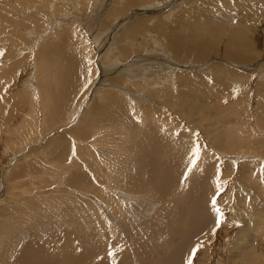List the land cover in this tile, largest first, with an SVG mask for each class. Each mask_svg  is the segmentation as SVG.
Listing matches in <instances>:
<instances>
[{
  "label": "rangeland",
  "instance_id": "rangeland-1",
  "mask_svg": "<svg viewBox=\"0 0 264 264\" xmlns=\"http://www.w3.org/2000/svg\"><path fill=\"white\" fill-rule=\"evenodd\" d=\"M53 1L48 3L46 10L44 9L42 13L43 19L46 17L45 22L54 18L57 20L54 21V25L61 26L68 21L69 17L75 18L81 27L80 33H75L71 28L59 30L57 39L59 38L60 41L52 39V42L55 40L53 43L51 41L47 43L52 49L45 50V55L51 56L47 60L49 66L48 63L44 65L45 59L35 61L33 58L29 62L28 72L31 73L21 69L16 77L17 82L11 78L0 82L2 84L0 100L6 99L7 103L14 101L13 99L19 100L18 96H14L19 89L22 94L26 91L27 99H29H25L26 103L19 105V112L11 117L12 121L17 123L14 126L10 125V129H15L17 125L16 130H19V126L25 120L24 116L31 111L32 104H35L33 109L36 110L31 123L34 127L32 126L33 129L30 128L32 131L29 132L30 135L35 130L32 133L33 136L26 135L24 129L22 132L19 130L20 139L12 143V139H9L7 135L11 134L9 126L5 125L7 128L3 127L0 131V226L3 228L0 229V264H20L21 260L33 256V252L39 248L42 254H45L43 257L53 260L57 258L61 261H68L75 257L76 260L86 251L88 253L86 260H104L107 257L109 262L118 263V257L122 259L128 256V262L126 261L125 264H188L190 257L192 264H264L263 233L261 232V236L260 232L251 230L245 234L246 228L249 229L248 220L254 217L263 219L264 222V148L262 150L257 147L262 143L261 140L264 141V0H220L221 2L219 0H192L193 2L191 0H148L152 3L141 7L136 4L138 7L134 5L128 12L115 7L117 0H90V4L85 9L86 14L78 13L73 3H63L64 0L59 2L60 11H55ZM31 3L32 6L25 7L26 9L30 7L29 12H32L33 5L37 2ZM18 5L22 10L24 5L22 1ZM187 10L202 11L199 13L202 21L203 15L204 21H208L207 26L215 27L214 31L218 30L217 33L221 38L219 44L202 37L197 40L193 33L186 31L180 22ZM148 11L151 15L136 16L139 12ZM75 12L79 15L76 14L74 17ZM20 13L23 15L22 11ZM128 13L132 14L131 16L134 15L131 20L136 18L134 20L139 21L138 18H145L140 20L146 21L144 27L139 26L143 30L133 36V41H140V34L142 37L148 35L147 27L155 25L153 30L156 36L153 39H158L160 42H156L160 46L163 43L165 50L168 49L169 52L165 54L162 50L158 51L161 47H155L152 44L153 40L147 37L151 43L145 40L144 46L139 48L127 46L130 43L126 45L129 52L133 53L132 55L129 53V57L118 58L113 54L108 56L109 51H105L101 57V49L104 46L106 48L111 46L105 42V37H113L112 29L116 28L117 31L121 29L123 20L130 17ZM33 15L40 14L33 10ZM17 16L19 18V15ZM2 17L0 14L1 24H4V27L6 25L7 29L13 32L9 27L16 23L15 18L3 20ZM178 19L180 20L177 21ZM161 22L164 23L162 28ZM217 23L222 26L218 27ZM26 25L29 27L26 22L21 21L23 34L27 28ZM108 25L110 29L107 32ZM170 26L172 28L175 26V29H170ZM167 28L171 30L169 34L166 31L162 33ZM100 29L101 31L105 29L104 36H99ZM82 33L87 34L86 37ZM41 35L37 37L38 39L28 35L25 38L28 37L27 41L32 40L37 44L47 37L46 33ZM125 35L128 37L127 34ZM222 36H224L223 39ZM242 36H245L244 41L251 48L248 45H242ZM174 38L180 40L184 38V42L192 43L186 42L183 45L182 48L185 51L176 50L174 46H171ZM195 38L200 43L196 42ZM238 40L239 43H237ZM254 40H257L258 44L256 49L252 42ZM230 41L236 42L235 49ZM82 42L89 44L85 46ZM202 44L207 49L206 53L202 51V49L206 50ZM87 46L92 47L95 54L93 56L96 57L89 52L87 56ZM63 47L66 53L62 51ZM187 47L190 49L188 52ZM246 47L248 53H246ZM132 49L135 51H131ZM139 50L141 53H138ZM174 53L178 54L175 56ZM201 53L207 55L204 56ZM160 55H162L161 58ZM86 56L90 59L92 57L91 61L95 62L92 64ZM138 56L141 58L140 61L137 59ZM199 56L204 57L200 59ZM55 61L59 63L57 65L62 71L56 66ZM144 63L148 66L151 64L150 77L141 68L145 65ZM87 66H92L90 68L93 69L89 68L88 72ZM152 67H156L159 71L155 69V72ZM131 68L135 69L134 75H137V79L124 75V72L128 70V73ZM167 69L172 72L171 78H169L170 71ZM187 72L188 74H185ZM48 73L54 75V79ZM55 73L60 74L61 77L58 78L59 75L55 77ZM174 73L175 76L180 75V78L174 77ZM31 74L35 87L32 86L30 92L21 88L20 85L23 78H28L32 76ZM49 75L52 78H49ZM225 75L231 77L228 78ZM244 78L246 82L243 81ZM143 80L146 83V89ZM58 81H62L61 84ZM160 86L162 88H159ZM164 86L167 88L165 91ZM109 91L117 93L121 102L125 104L116 102L114 98L107 100L105 96ZM147 91L148 94L145 95ZM161 92H163L162 95ZM102 95L107 101L101 99ZM29 96H33V99ZM51 96L54 99L51 105L53 107L50 106L49 97ZM47 100L49 104L46 103ZM110 101L111 103H108ZM181 101L188 103L187 106L183 108ZM126 102H129L127 106ZM104 103L110 106L111 112L125 109L124 111L128 113L125 112V116L122 114V117V111L117 110L121 112L119 115L121 121H116L113 114L107 112L108 109H103ZM132 107L133 111H131ZM101 111H106V115L109 114L110 117L108 115L107 118H103L105 114ZM86 113L90 115V118H86L88 117ZM135 113L142 114V117H138L139 114L136 116ZM156 114H159V117ZM108 117L120 126L119 128L117 126L118 131L113 130L116 127L111 124ZM82 118L88 121L91 118L101 120L98 123L94 121L95 125L92 129L88 125L93 121L88 122L85 127ZM147 118L153 121H148ZM126 128L133 129L127 133ZM137 133L141 134L145 140L142 142L148 148H146L147 151L142 142L135 140L134 135ZM128 135L131 137L128 138ZM151 140H153L152 143ZM257 153L263 159H258ZM64 167H70V169L65 171V174L63 172V175L61 173ZM160 168L164 171L162 172ZM167 175L172 182L168 185L165 183L169 180ZM86 183L90 184V187L93 186L90 188ZM117 194L129 196L130 203L121 201ZM29 203L35 204L37 208L28 207ZM79 208L82 209L80 214H86L84 218L87 216V223L90 226L86 224V220L78 217L80 214L75 211ZM235 209L238 212L242 211V216L247 218V221L241 215L238 219ZM38 211L42 213L39 214ZM107 213L113 216V223L108 216L106 218L104 215ZM11 222L15 226L14 230L9 228L12 225L9 226L8 223ZM4 226L8 228V235ZM102 226L104 228L106 226L105 230ZM197 245L202 247L197 249ZM107 247L108 250H106ZM103 250L107 252L104 253Z\"/></svg>",
  "mask_w": 264,
  "mask_h": 264
},
{
  "label": "bare ground",
  "instance_id": "bare-ground-1",
  "mask_svg": "<svg viewBox=\"0 0 264 264\" xmlns=\"http://www.w3.org/2000/svg\"><path fill=\"white\" fill-rule=\"evenodd\" d=\"M20 1H22V3L24 4L23 5V8H22V10L21 9H19L20 7H19V5L18 4H20ZM51 0H0V14L3 16L2 17V19L3 20H9V19H13V18H15V20L16 21H14V22H16L15 24H13V25H11V27H9V28H11L12 30H13V32L12 31H9L8 29H7V27H6V25H5V27L1 24V22H0V82L2 81V80H5L6 78H11V80H15L16 82L18 81L17 80V75L21 72V69H26L25 71H27L28 72V70H29V62L31 61V59H33V58H35V61H43L44 59L46 60H44L43 62H44V65H45V63H48L47 62V60L49 59V57H51V56H48V55H45V50H47V48L49 49L50 48V44H47L48 42H50L52 39H56V40H58V41H60L59 40V38L57 39V36H58V34L60 33V32H58L59 30H62V29H65V28H71V30H74V32L75 33H80V30H81V27L77 24L78 22L75 20V18H71L70 19V17H69V19H68V21H66L64 24H62L61 26L59 25V26H57V25H54V21L56 20V19H54V18H52L51 20H48L47 22H45L46 21V17L43 19V16H42V13H43V11H44V9L45 8H47V5H48V3L50 2ZM65 2H63V3H73V5L75 6V8H77L78 10H77V12L78 13H80V12H82V13H84V14H86L85 12H87V11H85V9H87L86 7H88V4H90V0H64ZM98 1V0H97ZM106 1V0H105ZM118 1V3L116 4V6L115 7H117V8H119V9H123L125 12H128L129 10H131V8L132 7H134V5H139V7H141V6H143V5H146V4H148V3H152V2H150V1H148V0H117ZM181 1V0H180ZM192 1V0H191ZM217 1V0H216ZM220 1V0H219ZM31 2H33V3H35V2H37V3H35V5H33V10H35L36 12H39V16L37 15H33V10H32V12L30 13L29 12V8H25V7H28L29 5L30 6H32V3ZM53 2H55V4L53 5V9L55 10V11H60V5H59V2H61V0H54ZM99 2H101V1H99ZM193 2V1H192ZM221 2V1H220ZM232 2V1H231ZM248 2V1H247ZM67 3V4H68ZM102 3H104V2H102ZM205 3V2H204ZM209 3V2H208ZM106 4V3H105ZM197 4V3H196ZM195 4V5H196ZM245 4V3H244ZM251 4V3H250ZM136 5V6H137ZM255 5V4H254ZM35 6H36V8H35ZM49 6L50 7H52L50 4H49ZM111 6H113V5H110V7ZM136 6H135V8H136ZM177 6V5H176ZM67 7V6H66ZM71 7V6H70ZM102 7V6H101ZM122 7V8H121ZM138 7V6H137ZM145 7V6H144ZM199 7V6H198ZM208 7V6H207ZM68 8V7H67ZM113 8H114V6H113ZM177 8H178V6H177ZM195 8H197V7H195ZM201 8V7H200ZM222 8V7H221ZM245 8V7H244ZM251 8H253V7H251ZM258 8V7H257ZM104 9V8H103ZM111 9V8H110ZM119 9H115V10H119ZM143 9H145V8H143ZM179 9V8H178ZM46 10V9H45ZM48 10H49V8H48ZM68 10H70V9H68ZM109 10V9H108ZM136 10H137V8H136ZM171 10V9H170ZM254 10V9H253ZM22 11V14L23 15H20L21 12ZM103 11H105V10H103ZM107 11V10H106ZM113 11V10H112ZM173 11V10H172ZM175 11V10H174ZM199 11V12H198ZM115 12V11H114ZM138 12V11H137ZM150 12H151V10H150ZM200 12H202V11H200V10H187L186 12H185V16L183 17V20L180 22L181 23V25L186 29V31H188V32H191V33H193L196 37H197V40L199 39V38H205V39H208V40H213V42L216 44H219L220 42H219V40L221 41V38H220V35L217 33V31L218 30H216L215 29V31H214V28H212L211 26L209 27V26H207V23L206 22H208V21H204L205 20V17L202 15V17L204 18V22L202 21V19L200 18L201 16L199 15V13ZM45 13V12H44ZM65 13V12H64ZM111 13H113V12H111ZM120 13V12H119ZM130 13H131V11H130ZM133 13V12H132ZM163 13H166V12H163ZM76 12H75V14H74V17L76 16ZM116 14H117V12H116ZM129 14V13H128ZM133 14H135V13H133ZM17 15H19V18H18V16ZM55 15H56V13H55ZM64 15V14H63ZM62 15V16H63ZM77 15H79V14H77ZM130 15V17H128V19L127 20H123V22L124 23H122V27H121V29L119 30V31H117V29L115 28V29H112L113 31H111V35L112 34H114L113 35V37H105L106 39H105V42L108 44H111V46H107V48H106V46H104V48L103 49H101V52H100V54L102 53V56L101 57H103V53L105 52V51H109V54H108V56H110L111 54H113V55H117L116 57H121L122 56V58H126V57H129L128 56V54L130 53L129 52V50L126 48V45L127 44H129V45H127V46H133V47H140V46H142L144 43V41L145 40H147V37H149L150 39H152L153 40V42L154 43H152L153 45H155V47H158V46H160V45H158V42H156V41H159L158 39H156V38H154L153 39V37H155L156 35L154 34L155 32H154V26H148L147 27V29H148V35H145V36H143L142 37V34H140V41L138 40V41H136L135 42V40L133 41V36L134 35H136V34H138V33H141V30H143L142 28H139V26H142V27H144L145 25H146V21L145 20H140V19H145V18H138V20L139 21H135L134 19H136V18H134V19H132L131 20V17H134V15L133 16H131L132 14H129ZM146 15H151L150 13H149V11L148 12H144V13H138L136 16L138 17V16H146ZM209 15V14H208ZM263 15V14H262ZM17 16V17H16ZM36 16V17H35ZM68 16V15H67ZM70 16V15H69ZM83 16H85V15H83ZM82 16V17H83ZM121 16V15H120ZM168 16V15H167ZM170 16V15H169ZM65 17H66V14H65ZM123 17V16H122ZM155 17V16H154ZM162 17V16H161ZM166 17V16H165ZM179 17V16H178ZM207 17V16H206ZM212 17V16H211ZM18 18V19H17ZM56 18V17H55ZM68 18V17H67ZM117 18V20H118V17H116ZM116 18H114V19H116ZM121 18V17H120ZM125 18V17H124ZM163 18V17H162ZM43 19V20H42ZM61 19V18H60ZM60 19H58L59 21H60ZM182 19V18H181ZM207 19V18H206ZM219 19V18H218ZM2 20V21H3ZM121 20V19H120ZM165 20V19H164ZM163 20V21H164ZM180 19H178L177 21H179ZM208 20H209V18H208ZM21 21L22 22H26L28 25H29V27L27 26V28H25V33L23 34V32H22V28H21ZM57 21V20H56ZM4 22H6V21H4ZM118 22H120V21H118ZM158 22V21H157ZM171 22V21H170ZM7 23V22H6ZM9 23V22H8ZM117 23V22H116ZM134 23V24H133ZM166 23V22H165ZM219 23V22H218ZM217 23V25H218V27H221L222 25H220L219 26V24ZM162 24H164V23H162L161 22V28H162ZM178 24V23H177ZM228 24V23H227ZM260 24V23H259ZM258 24V25H259ZM78 25V26H77ZM113 25V24H112ZM87 26H89V25H87ZM168 26V25H167ZM173 26V25H172ZM215 26V25H214ZM97 27V26H96ZM137 27L139 28V29H137ZM175 27V26H174ZM172 28L171 26H170V29L172 28V29H175V28ZM246 27V26H245ZM107 32H108V30L110 29V26L108 25L107 27ZM160 28V29H161ZM165 28V27H164ZM163 28V29H164ZM176 28H178L179 29V27L178 26H176ZM10 29V30H11ZM24 29V28H23ZM90 29V28H89ZM137 29V30H136ZM168 30V28H167V30H164V31H162V33L163 32H167V34H169V32L171 31V30ZM27 30V31H26ZM41 30V31H40ZM105 30V29H104ZM104 30H102L101 31V29L99 30V36L101 37V36H104ZM136 30V31H135ZM162 30V29H161ZM68 31V30H67ZM66 31V32H67ZM84 31V30H83ZM117 31V34H115V32ZM161 32V31H160ZM165 32V33H166ZM44 33H46V35H47V37L44 39V40H42V41H40V43L39 42H37V44H35V43H33V41L32 40H29V41H27L28 40V37L27 38H25V36H30V37H35L36 39H38L37 37H39L41 34H44ZM63 33H65L64 31H63ZM106 33V32H105ZM180 33V32H179ZM191 33H188V34H191ZM220 33H221V30H220ZM231 33V32H230ZM237 33V32H236ZM235 33V34H236ZM69 34V33H68ZM125 34H127V36L128 37H125L126 35ZM174 34V36H175V33H173ZM192 34V35H193ZM202 34V35H201ZM247 34V33H246ZM82 35H84V33H82ZM87 35V34H86ZM86 35H84L85 37H86ZM97 35V34H96ZM109 35V34H108ZM181 35V34H180ZM258 35V34H257ZM42 36V35H41ZM60 36V35H59ZM63 36H65V34L63 35ZM169 36V35H168ZM191 36V35H190ZM195 36H193V37H195ZM246 36V35H245ZM245 36H242V42H243V46H246V45H248L247 43H245V41L244 40H246V38L244 39V37ZM82 37V36H81ZM189 37V36H188ZM230 37V36H229ZM231 37H233V36H231ZM236 37H237V35H236ZM235 37V38H236ZM88 38V37H87ZM93 38V37H92ZM92 38H90V39H92ZM97 38H99V37H97ZM185 38V40H186V37H184ZM184 38H182L181 40L180 39H177V38H174L173 39V45H171L172 47L174 46V48L177 50H184L185 51V49H183L182 47H183V45L187 42H184ZM220 38V39H219ZM224 38V36H222V39ZM172 39V38H171ZM231 39V38H230ZM238 39H240L239 37H238ZM100 40V39H99ZM169 40V39H168ZM207 40V41H208ZM39 41V40H38ZM55 41V40H54ZM53 41V42H54ZM66 41H68V40H66ZM72 41V40H71ZM81 41H82V39H81ZM84 41V40H83ZM90 41H92V40H90ZM96 41H97V39H96ZM148 41H150V40H147V42ZM170 42H171V40H169ZM192 41H194V39L192 40ZM195 41H196V38H195ZM195 41L193 42V43H195ZM240 41V42H241ZM257 40H254V41H252V42H254V45H255V49H256V47L258 46V44H257V42H256ZM52 42V41H51ZM52 42V43H53ZM88 42V41H87ZM85 43V42H82V43H84L83 45H87V44H89V43ZM92 42H94V41H92ZM100 42V41H99ZM160 42V41H159ZM196 42H199L200 43V41H196ZM204 42V41H203ZM212 42V41H211ZM39 43V44H38ZM70 43V42H69ZM72 43V42H71ZM75 43V42H74ZM97 43V42H96ZM95 43V44H96ZM150 43H151V41H150ZM188 43H192V42H187V44ZM230 43L231 44H233V48L235 49V45H236V42L234 43L233 41L231 42L230 41ZM237 43H239V40L237 41ZM56 44V43H55ZM102 44V43H101ZM163 44V43H162ZM161 44V49H159L158 51H160V50H162V51H164L165 52V54L166 53H168L169 51H168V49L167 50H165V48H164V44L162 45ZM221 44H223V43H221ZM227 44V43H226ZM235 44V45H234ZM253 44V43H252ZM256 44H257V46H256ZM52 45V44H51ZM76 45V44H75ZM78 45V44H77ZM82 45V44H81ZM106 45V44H105ZM151 45V44H150ZM167 45H169V43H167ZM203 45V44H202ZM202 45H201V48H203L204 47V45H203V47H202ZM253 45V46H254ZM53 46V45H52ZM55 46H57V45H55ZM54 46V47H55ZM144 46V45H143ZM166 46V45H165ZM187 46H189V45H187ZM249 46V45H248ZM59 47H61V46H59ZM94 47V46H93ZM97 47V46H96ZM171 47V48H172ZM194 47H195V45H194ZM199 47V46H198ZM238 47V46H237ZM62 48V47H61ZM64 48V47H63ZM84 48V47H83ZM146 48V47H145ZM205 48V47H204ZM225 48V47H224ZM242 48V47H241ZM249 48H251L250 46H249ZM258 48V47H257ZM261 48V47H260ZM260 48H259V50H260ZM50 49H52V47L50 48ZM49 49V50H50ZM85 49V48H84ZM86 49H88V51H87V53L89 52L90 53V55H95L94 54V50L92 49V47H89V46H87L86 47ZM174 49V50H175ZM189 49V47H187V52L190 50H188ZM192 49V48H191ZM196 50H197V47L195 48ZM206 49V48H205ZM212 49V48H211ZM213 49H214V47H213ZM212 49V50H213ZM264 49V48H263ZM65 50V48L64 49H62V51H64ZM199 50V49H198ZM201 50V49H200ZM199 50V51H200ZM215 50V49H214ZM246 51L248 50V48L246 47V49H245ZM251 50V49H250ZM55 51V50H54ZM53 51V52H54ZM58 51V50H57ZM61 51V49L59 48V52ZM69 51V50H68ZM95 51H97V50H95ZM131 51H135V49H132ZM199 51H198V54H199ZM202 51H204L205 53H206V51H207V49L206 50H204V49H202ZM231 51V50H230ZM255 51V50H254ZM257 51V50H256ZM264 51V50H263ZM48 53L49 52H51V51H47ZM65 52V51H64ZM140 52V50L138 51V53ZM174 52H176V51H174ZM194 52V51H193ZM233 52V51H232ZM242 52V51H241ZM244 52V51H243ZM242 52V53H243ZM249 51H247L246 53H248ZM58 53V52H57ZM66 53V52H65ZM65 53H64V55H65ZM89 53L87 54V56L89 55ZM141 53V52H140ZM157 53H159V52H157ZM163 53V52H162ZM196 53V52H195ZM205 53H201L202 55H204V56H206L205 55ZM54 54V53H53ZM56 54V53H55ZM131 54V53H130ZM133 54V53H132ZM131 54V55H132ZM161 54V53H160ZM164 54V53H163ZM178 54V53H177ZM176 54V55H177ZM186 54V53H185ZM188 54V53H187ZM186 54V55H187ZM192 54V53H191ZM210 54V53H209ZM228 54H230V53H228ZM35 55V56H34ZM69 55V54H68ZM84 56H85V54H83ZM153 55V54H152ZM174 55H175V53H174ZM175 55V56H176ZM185 55V56H186ZM200 55V54H199ZM86 56V59L88 58ZM161 56L162 55H160V58H161ZM179 56V55H178ZM189 56H190V54H189ZM198 56V55H197ZM203 56V57H204ZM56 57H58L57 55H56ZM93 57H96V56H93ZM113 57V56H112ZM133 57V56H132ZM155 57V56H154ZM180 57H182L181 56V54H180ZM179 57V59H181ZM200 57V56H199ZM203 57H200V59H202ZM238 57V56H237ZM240 57V56H239ZM84 58V57H83ZM105 58V57H104ZM134 58H135V56H134ZM58 59V58H57ZM57 59H55L56 61H57ZM63 59V58H62ZM89 60L88 61H91V59H92V57H91V59H90V57L88 58ZM95 59V58H94ZM138 60L139 59H141V58H139V56H138V58H137ZM136 59V60H137ZM144 59H146L145 57H144ZM171 59V58H170ZM52 60H53V58H52ZM83 60H85V59H83ZM82 60V61H83ZM105 60V59H104ZM123 60V59H122ZM34 61V60H33ZM55 61V63H56V66L58 67V65L57 64H59V63H57ZM58 61H59V59H58ZM62 61V60H61ZM60 61V62H61ZM65 61V60H64ZM118 61V60H117ZM140 61V60H139ZM139 61H137V62H139ZM148 61V60H147ZM160 61V60H159ZM42 62V63H43ZM95 61H91V63L93 64ZM124 62V61H123ZM142 62V61H141ZM141 62L139 63L140 65H141ZM24 63H26V64H24ZM53 63V62H52ZM52 63H50L51 65H50V67H52ZM66 63V62H65ZM87 63V62H86ZM89 63V62H88ZM87 63V64H88ZM91 63H89V64H91ZM102 63V62H101ZM103 63H105V62H103ZM107 63V62H106ZM134 63V62H133ZM149 63V62H148ZM40 64V63H39ZM39 64H37V66H39ZM62 64V63H61ZM60 64V65H61ZM80 64V63H79ZM145 64V63H144ZM147 64V63H146ZM142 65V69H143V71H144V73L146 72V74H147V76H151V72H149V70L151 69L150 68V66H151V64H149L150 66H148V65ZM41 65V64H40ZM103 65V64H102ZM112 65V64H111ZM48 66H49V63H48ZM55 66V65H54ZM53 66V67H54ZM65 66H66V64H65ZM93 66V65H92ZM92 66H87L88 68V72H89V68L90 67H92ZM97 66V65H96ZM96 66H94V67H96ZM105 66V65H104ZM112 66H114V65H112ZM117 66V65H116ZM157 66V65H156ZM159 66H160V63H159ZM159 66H158V68H159ZM164 66H166V65H164ZM32 67V69H33V65L31 66ZM35 67V69H37V67L36 66H34ZM44 67V66H43ZM56 67V68H57ZM121 67V66H120ZM131 67V66H130ZM207 67V66H206ZM217 67H219V68H221L220 66H217ZM40 68V67H39ZM48 68V67H47ZM55 68V67H54ZM59 68V67H58ZM62 68V67H61ZM97 68V67H96ZM106 68V67H105ZM109 68V67H108ZM117 68V67H116ZM153 68V67H152ZM50 69V68H49ZM70 69V68H69ZM91 69V68H90ZM93 69V68H92ZM91 69V70H92ZM142 69H141V71H142ZM154 70L156 69V67L155 68H153ZM164 69V68H163ZM170 69V68H169ZM169 69H167V70H169ZM223 69V68H222ZM224 69H227V68H224ZM43 70H48V69H43ZM59 70H60V68H59ZM98 70V69H97ZM109 70H110V68H109ZM111 70H112V68H111ZM157 71H159L158 69H156ZM156 70H155V72H156ZM230 70H232L231 68H230ZM260 70V69H259ZM60 71H62V69L60 70ZM59 71V72H60ZM128 71V70H127ZM127 71H125L124 72V75H127L128 77H130V78H136L137 79V75L135 76L134 75V71H135V69L134 68H131V70L127 73ZM141 71L139 72V73H141ZM151 71V70H150ZM153 71V70H152ZM163 71V70H162ZM170 71V70H169ZM169 71H167V73L169 72ZM216 71H218V70H216ZM226 71V70H225ZM234 71V70H233ZM232 71V72H233ZM261 71V70H260ZM30 72V71H29ZM28 72V73H29ZM50 72V71H49ZM52 72H54L53 70H52ZM63 72H64V70H63ZM98 72V71H97ZM220 72V71H219ZM262 72V71H261ZM31 73V72H30ZM34 73V72H33ZM56 73H57V71H56ZM56 73H55V77L57 76V75H59V77L58 78H60L61 76H60V74H57L56 75ZM66 73V72H65ZM95 73H96V71H95ZM94 73V74H95ZM121 73V72H120ZM119 73V74H120ZM129 73H131V74H129ZM160 73V72H159ZM176 73V72H175ZM175 73H174V77H179L180 75H178V76H175ZM181 73V72H180ZM223 73V72H222ZM228 73H229V70H228ZM252 73H254V72H252ZM36 74V73H35ZM48 74H51V73H48ZM54 74V73H53ZM88 74V73H87ZM137 74V73H136ZM149 74V75H148ZM155 74V73H154ZM185 74H188V72L187 73H185ZM223 74H226V73H223ZM230 74H231V72H230ZM26 75V74H25ZM32 75V74H31ZM52 75V74H51ZM49 75V78H52V76H53V78L52 79H54V75ZM64 75V74H63ZM141 75V74H140ZM162 75V74H161ZM165 74H163V76H164ZM167 75V74H166ZM170 77L169 78H171V76H172V72L170 71ZM168 75V76H169ZM177 75V74H176ZM191 75V74H190ZM219 75H221V73H219ZM237 75H239V76H241L240 74H237ZM251 75V74H250ZM36 76V75H35ZM156 76V75H155ZM187 76V75H186ZM224 76V75H223ZM226 76V75H225ZM64 77V76H63ZM121 77H122V75H121ZM139 77V76H138ZM144 77V76H143ZM157 77V76H156ZM173 77V78H174ZM184 77V76H183ZM219 77H222V76H219ZM226 77H228V76H226ZM229 77H231L230 75H229ZM228 77V78H229ZM232 77H234V76H232ZM252 77V76H251ZM154 78V77H153ZM166 78V77H165ZM180 78V77H179ZM240 78H242V77H240ZM20 79H22V78H20ZM116 79V78H115ZM178 79V78H177ZM184 79V78H183ZM237 79V78H236ZM7 80V79H6ZM33 75L32 76H29L28 78H23V80H22V82H21V88H23L24 90H28V91H30V89L32 88V86L34 85L33 84ZM59 80V79H58ZM60 80H62V79H60ZM59 80V81H60ZM66 80V79H65ZM124 80H125V77H124ZM159 80V79H158ZM188 80V79H187ZM186 80V81H187ZM238 80V79H237ZM241 80V79H240ZM243 80V79H242ZM246 79L244 78V80L243 81H245ZM250 80V79H249ZM248 80V81H249ZM58 81V82H59ZM129 81V80H128ZM136 81V80H135ZM139 81V80H138ZM148 81H150V80H148ZM152 81V80H151ZM155 81H157V80H155ZM172 81V80H171ZM174 81V80H173ZM189 81V83H190V80H188ZM187 81V82H188ZM229 81V80H228ZM230 81H231V79H230ZM3 82V81H2ZM5 82V81H4ZM62 82V81H61ZM61 82H59L60 84H61ZM146 82V81H145ZM154 82V81H153ZM152 82V83H153ZM175 82V81H174ZM246 82V81H245ZM8 83V82H7ZM136 83V82H135ZM142 83V82H141ZM143 83H144V80H143ZM143 83L141 84V85H143ZM158 83V82H157ZM161 83H163V82H161ZM168 83H170V82H168ZM180 83H181V81H180ZM241 83V82H240ZM127 84V83H126ZM145 85V89H146V83H144ZM184 84V83H183ZM248 84H250V82L248 83ZM247 84V85H248ZM2 84H0V87H2L1 86ZM16 85V84H15ZM19 85V84H18ZM150 85V84H149ZM160 85V84H159ZM184 85H186V84H184ZM57 86V85H56ZM126 86V85H125ZM157 86V85H156ZM163 86V85H162ZM169 86H171V85H169ZM240 86H242V84L240 85ZM35 86H33V88H34ZM165 87V86H164ZM163 87V88H164ZM245 87H246V85H245ZM18 88V87H17ZM20 88V87H19ZM159 88H162L161 86L159 87ZM172 88V87H171ZM148 89H150V88H148ZM167 88L165 87L164 88V91L166 90ZM41 90V89H40ZM56 90V89H55ZM106 90V89H105ZM140 90V89H139ZM54 91V90H53ZM122 91V90H121ZM145 91V90H144ZM171 91V90H170ZM169 91V92H170ZM31 92V91H30ZM33 92H34V90H33ZM136 92V91H135ZM167 92V91H166ZM184 92V91H183ZM35 93V92H34ZM107 93V92H106ZM105 93V94H106ZM140 93V92H139ZM148 94V91L147 92H145V95H147ZM153 93V92H152ZM162 93L163 92H161V95H162ZM171 93H174L173 91H171ZM177 93V92H176ZM28 94H30V93H28ZM36 94H37V91H36ZM42 94V93H41ZM160 94V93H159ZM183 94V93H182ZM206 94V93H205ZM32 95V94H31ZM97 95V94H96ZM120 95V94H119ZM164 95V94H163ZM176 95V94H175ZM15 97H17L18 96V99L19 100H15V99H13L14 101H12V102H9V103H7L5 100H0V131L2 130V128L4 127V128H7L5 125H7V126H9L8 127V129H10V125H12V126H14L16 123L15 122H13L12 121V118L11 117H13V116H15L18 112H19V110H20V106L19 105H23V104H25L26 102H24L25 101V99H27L28 98V95H27V92L26 91H23V94L20 92V89H19V92H17L16 93V95H14ZM13 96V97H14ZM37 96V95H36ZM126 96V95H125ZM152 96V95H151ZM154 96V95H153ZM152 96V97H153ZM166 96V95H165ZM181 96H183V95H181ZM30 97V96H29ZM52 97V96H51ZM51 97H49V99H50V106L51 105H53V101H54V99H53V97H52V99H51ZM129 97V96H128ZM149 97V96H148ZM176 97V96H175ZM179 97V96H178ZM31 99H33V96H31L30 97ZM37 98V97H36ZM55 98V97H54ZM85 99L87 98V93H86V95H85V97H84ZM105 98L108 100V99H112V98H114L115 100H116V102H121V100L119 99V97H118V94L117 93H111L110 91L106 94V96H105ZM104 97H103V95H102V97H101V99L103 100V101H105L106 99H105ZM171 98H173L172 96H171ZM179 98H181V97H179ZM179 98H177L178 100H180ZM184 98V97H183ZM226 98H228V97H226ZM46 99H47V95H46ZM48 99V100H49ZM136 99V98H135ZM149 99V98H148ZM147 99V100H148ZM230 99V98H229ZM235 99V98H234ZM27 100H29V99H27ZM26 100V101H27ZM48 100H47V102L46 103H48L49 104V102H48ZM106 100V101H107ZM124 100V99H123ZM130 100V99H129ZM128 100V101H129ZM146 100V101H147ZM182 100V99H181ZM224 99H222V101H223ZM246 100V99H245ZM10 101V100H9ZM85 101V100H84ZM125 101V100H124ZM130 101H132V100H130ZM142 101V100H141ZM153 101V100H152ZM157 101V100H156ZM184 101V100H183ZM221 101V102H222ZM228 101V100H227ZM24 102V103H23ZM28 102V101H27ZM83 102V101H82ZM112 102H114V101H112ZM182 102V101H181ZM230 102V101H229ZM37 103V102H36ZM108 103H111V101L110 102H108ZM122 104H125V103H123V102H121ZM121 103H119V104H121ZM129 103V102H128ZM127 102H126V106H127V104H128ZM131 103V102H130ZM141 103V102H140ZM143 103V102H142ZM141 103V104H142ZM153 103V102H152ZM155 103V102H154ZM4 104H6V106L4 105ZM113 104V103H112ZM137 104V103H136ZM147 104V103H146ZM186 104H188V103H181V105H182V107L184 108L185 106H187ZM231 104V103H230ZM243 104H244V100H243ZM34 105L35 104H32V106L34 107ZM114 105H115V103H114ZM117 105H118V103H117ZM131 105H133V103L131 104ZM138 105V104H137ZM25 106V105H24ZM120 106V105H119ZM134 106H135V104H134ZM133 106V107H134ZM149 106V105H148ZM189 106V105H188ZM229 106H231V105H229ZM237 106V105H236ZM244 106H246L245 104H244ZM33 107H32V109H31V111H29V113H27L25 116H24V119L25 120H23V123L19 126L20 128H19V130L22 132V130L24 129L25 131V134L27 135L28 134V136L29 137H31V135H32V133L35 131H33L30 135H29V132H31L32 130L30 129V128H32V126L34 127V125L33 124H31L32 123V119H33V114H34V112L36 111V110H34L33 109ZM51 107H53V106H51ZM102 107H103V109L104 110H106V109H108V113L109 114H113V117H115V120L116 121H121V119L119 118L120 116V113L121 112H119V111H117V110H120V111H122L121 109H117L116 110V112L114 111V109H113V111L114 112H111L112 110H110L109 111V107L110 106H107V105H105V103H104V105H102ZM115 107H116V105H115ZM128 107H130V105L128 106ZM132 107V110L131 111H133V109L136 107H134L133 108ZM140 107H141V105H140ZM142 107H147L146 105H142ZM232 107V106H231ZM93 108H95V107H93ZM121 108V107H120ZM138 108V110H139V107H137ZM136 108V109H137ZM233 108V107H232ZM35 109H37V108H35ZM47 109V108H46ZM102 109V110H103ZM129 109H131V108H129ZM141 109V108H140ZM189 109V108H188ZM234 109V108H233ZM40 110V109H39ZM45 110V109H44ZM98 110V109H97ZM101 110V109H100ZM125 109H123V111H122V113H121V116H122V114H123V116H125V112H127V111H124ZM144 109L142 108V111H143ZM49 111V110H48ZM93 111V110H92ZM96 111V110H95ZM187 111V110H186ZM46 112V111H45ZM76 112H78V111H76ZM100 112V111H99ZM104 112V111H103ZM103 112L101 111V113L103 114ZM141 112V111H140ZM96 113V112H95ZM128 113V112H127ZM50 114V113H49ZM87 114V113H86ZM94 114V113H93ZM100 114V113H99ZM104 114H105V117H103V118H107L106 116H108V115H106V111L104 112ZM134 114V113H133ZM139 113H137V115H138ZM146 114V113H145ZM6 115H8V117H6ZM27 115H29V117L27 116ZM131 115V114H130ZM130 115H129V118L131 119V117H130ZM135 115H136V113H135ZM134 115V116H135ZM136 115V116H137ZM142 114H139V116L138 117H142L141 116ZM157 115V114H156ZM2 116H3V120H2ZM86 116H88V114L86 115ZM86 116H84V117H86ZM122 116V117H123ZM128 115L126 114V117H127ZM133 116V117H134ZM158 117H159V114L157 115ZM83 117V118H84ZM109 117H110V115H109ZM108 117V118H109ZM146 117V116H145ZM156 117V116H155ZM28 118V119H27ZM82 118V119H83ZM87 119L88 118H90V115L88 116V117H86ZM85 118V120L83 119V123H84V125H85V127H86V125L88 124V122L90 123H92V121H93V123L92 124H90V125H88L90 128H92L93 129V126L95 125V123H94V121L96 122L97 121V123L98 122H100L99 120H101L100 118H98V120H92L93 118H91L90 119V121H88L87 119ZM102 118V117H101ZM112 118V117H111ZM143 118H144V116H143ZM157 118V117H156ZM159 119V118H158ZM104 120V119H103ZM109 120H110V118H109ZM129 120V119H128ZM133 120V119H132ZM139 120H143L142 118H139ZM147 120L148 121H153V119H149V118H147ZM7 121H10V123L8 124L7 123ZM79 122L81 121V119L80 120H78ZM111 121V120H110ZM116 121H111L112 123L111 124H113L114 125V127H116V128H114L113 130H117L120 126L117 124V122ZM157 121H159V120H157ZM11 122H13V123H11ZM44 122V121H43ZM68 122V121H67ZM123 122V121H122ZM141 122V121H140ZM154 122H156V120L154 121ZM34 123V122H33ZM51 123V122H50ZM115 123V124H114ZM158 123V122H157ZM69 124V123H68ZM101 124H103V122H101ZM110 124V125H111ZM125 124H127V123H125ZM185 124V123H184ZM19 125V124H18ZM36 125V124H35ZM128 125V124H127ZM26 126H28L27 128H26ZM117 126H118V128H117ZM124 127H125V125H123ZM130 126V125H129ZM103 128V127H102ZM122 128V127H121ZM129 128V127H128ZM17 129V125H16V127H15V129H10L9 130V132H11V134H9L8 132V138L9 139H12V143H15V141H17V139H20V135H19V130H16ZM33 129V128H32ZM112 129V128H111ZM131 129H133V128H130V129H127L126 128V130H127V133H128V131L130 132V130ZM134 129H135V127H134ZM13 130V131H12ZM98 130H100V129H98ZM118 131V130H117ZM120 131V130H119ZM121 131H123V129L121 130ZM85 132V131H84ZM112 132V131H111ZM135 132V131H134ZM21 134V133H20ZM11 137H10V136ZM15 135V136H14ZM33 136V135H32ZM135 136V140L136 141H138V142H142L144 139H143V137H142V135L141 134H139V133H137V134H135L134 135ZM134 136H133V138H134ZM7 137V136H6ZM26 137V136H25ZM128 138L129 137H131L130 135H128L127 136ZM138 138H140L141 140L139 141V140H137ZM75 139V138H74ZM131 139V138H130ZM29 140V139H28ZM177 140V139H176ZM236 140V139H235ZM239 140V139H238ZM132 141V140H131ZM145 141V140H144ZM143 141V142H144ZM152 141L153 140H151V143H152ZM142 142V144L144 145L145 143H143ZM261 142L262 143H260L257 147L259 148H261L262 150H263V148H264V141L263 140H261ZM137 143V142H136ZM136 143H134V144H136ZM10 145V144H9ZM139 145V144H138ZM142 145V146H143ZM145 146V145H144ZM147 146H149V145H147ZM170 146V145H169ZM125 148V147H124ZM142 148H144V147H142ZM141 148V149H142ZM146 146H145V151H147L146 150ZM148 149V148H147ZM256 149V148H255ZM257 150V149H256ZM144 150L142 149V152H143ZM148 151H151V150H148ZM251 151H252V149H251ZM208 152V151H207ZM120 153V152H119ZM133 153V152H132ZM149 152H147V154H148ZM209 153V152H208ZM12 154V153H11ZM79 154V153H78ZM145 154V153H144ZM147 154H146V156H147ZM150 154V153H149ZM148 154V155H149ZM261 154V153H260ZM135 155V154H134ZM151 155V154H150ZM255 155H256V153H255ZM103 156V155H102ZM257 156H258V159L259 158H262V156L261 155H259V153H257ZM256 156V157H257ZM110 157V156H109ZM121 157V156H120ZM253 157H254V155H253ZM102 158V157H101ZM183 158V157H182ZM114 159V158H113ZM117 159V158H116ZM263 159V158H262ZM116 161H118V160H116ZM83 162V161H82ZM114 162V161H113ZM118 162H120V161H118ZM108 164V163H107ZM106 164V165H107ZM110 164V163H109ZM108 164V165H109ZM117 164V163H116ZM114 165V164H113ZM109 166H112V165H109ZM120 166V165H119ZM71 167H72V165H71ZM95 167V166H94ZM123 167V166H122ZM159 167V166H158ZM97 168V167H96ZM101 168V167H100ZM65 169V170H64ZM64 171L62 170V173L61 174H63V172H64V174L66 173L65 171H67V170H69L70 169V167H67V168H65L64 167ZM161 169V168H160ZM89 170V169H88ZM111 170V169H110ZM95 171V170H94ZM143 171H145V169H143ZM161 171H162V169H161ZM164 171V170H163ZM162 171V172H163ZM97 172V171H96ZM101 172V171H100ZM106 172V171H105ZM162 172H160V173H162ZM75 173V172H74ZM80 173H82V172H80ZM155 173H156V170H155ZM63 174V175H64ZM78 174V173H77ZM95 174V173H94ZM98 174V173H97ZM119 174H121V173H119ZM104 175H106V174H104ZM99 176V175H98ZM101 176V175H100ZM161 176H163V175H161ZM168 176V175H167ZM166 176V177H167ZM60 177H62V176H60ZM75 177H77V175L75 176ZM166 177H165V179H166ZM169 177V176H168ZM75 179V178H74ZM162 179V178H161ZM160 179V180H161ZM167 179H169L168 180V182L167 181H165V183L168 185V184H170V183H172V182H170V177L169 178H167ZM98 180V179H97ZM107 181V180H106ZM86 182V181H85ZM91 182V181H90ZM99 182V181H98ZM164 183V182H163ZM72 184V183H71ZM86 184H88V183H86ZM100 184V183H99ZM152 184V183H151ZM151 184H150V186H151ZM161 184V183H160ZM165 184V185H166ZM85 185V184H84ZM92 185V184H91ZM102 185V184H101ZM119 185H121V184H119ZM157 185V184H156ZM172 185V184H171ZM88 186L90 187V184H88ZM93 186V185H92ZM91 186V187H92ZM149 186V187H150ZM87 187V186H86ZM90 187V188H91ZM169 187H170V185H169ZM153 188V187H152ZM171 189V188H170ZM169 189V190H170ZM153 190V189H152ZM165 190V189H164ZM174 190V189H173ZM84 191V190H83ZM170 192V191H169ZM9 194V193H8ZM33 194V193H32ZM40 194V193H39ZM81 194V193H80ZM118 196V198L121 200V201H124V202H126V203H130V200H131V198L129 197V196H121L120 194H117ZM154 195V194H153ZM37 196H39V195H37ZM35 197V196H34ZM39 198V197H38ZM133 199V198H132ZM143 199V198H142ZM139 201V200H138ZM137 201V202H138ZM152 201V200H151ZM34 202V201H33ZM118 202V201H117ZM116 202V203H117ZM123 202V203H124ZM38 203V202H37ZM90 203V202H89ZM120 203V202H119ZM122 203V202H121ZM156 205V204H155ZM27 206V205H26ZM29 206H35V204H31V203H29L28 204V207ZM39 206V205H38ZM27 207V208H28ZM36 207V206H35ZM76 207V206H75ZM238 207V206H237ZM37 208V207H36ZM39 208V207H38ZM67 208V207H66ZM84 208V207H83ZM233 208V207H232ZM40 209V208H39ZM42 210V209H41ZM81 208H79L78 210H76L75 212L76 213H78V214H80L81 213ZM88 210V209H87ZM113 210V209H112ZM234 210V209H233ZM236 210V209H235ZM57 211V210H56ZM106 212H107V210H105ZM104 211V212H105ZM241 211V210H240ZM39 212V211H38ZM80 212V213H79ZM83 212H85V210H83ZM105 212V213H106ZM124 212V211H123ZM236 213H235V215H236V217L238 218V219H240L241 218V216H242V211L241 212H238V210H236L235 211ZM42 213V211L41 212H39V214H41ZM44 213V212H43ZM109 213V212H108ZM104 214L105 216H106V218H107V216H108V219H110L109 221L111 222V223H113V219L114 218H112L111 216H109V214ZM117 214V213H116ZM86 214H80L78 217H81V219L82 220H86V224H88L87 223V216H86V218H84V216H85ZM115 215V214H114ZM241 215V216H240ZM42 216V215H41ZM50 216V215H49ZM35 217V216H34ZM71 217V216H70ZM102 217V216H101ZM76 218V217H75ZM118 218V217H117ZM236 218V219H237ZM242 218L243 219H247V218H245V217H243L242 216ZM44 219V218H43ZM74 219V218H73ZM104 219V218H103ZM237 219V220H238ZM117 220V219H116ZM239 221H241V220H239ZM247 221V220H246ZM15 221H13V223H14ZM23 222H25V221H23ZM62 222V221H61ZM102 222V221H101ZM241 222H243V220L241 221ZM100 223V222H99ZM103 223V222H102ZM101 223V224H102ZM110 223V224H111ZM117 223V222H116ZM9 224V226L10 225H12L11 227H9L10 229H13V227H15L13 224H12V222L11 223H8ZM247 224V223H246ZM20 225V224H19ZM89 225V224H88ZM105 225V224H104ZM90 226V225H89ZM107 226V225H106ZM106 226H105V228H106ZM110 226V225H109ZM247 226H249V229L248 228H246V232H245V234H248L251 230H254V231H258V232H260V235L263 233V235H264V222H263V219H255L254 217L252 218V219H250V220H248V224H247ZM71 227V226H70ZM103 227V226H102ZM108 227V226H107ZM105 228L103 227V229L105 230ZM118 228V227H117ZM0 229H3V228H1V226H0ZM110 229V228H109ZM111 229H113L112 227H111ZM116 229V228H115ZM4 230L7 232V230H8V228L6 227V226H4ZM14 230V229H13ZM101 231H102V229H101ZM108 231V230H107ZM113 231V230H112ZM243 231V230H242ZM5 232V233H6ZM94 232V231H93ZM111 232V231H110ZM262 232V233H261ZM2 233V232H1ZM102 233V232H101ZM107 233V232H106ZM110 234V233H109ZM6 235H8V232L6 233ZM12 235V234H11ZM101 236L103 237V235L101 234ZM105 236V235H104ZM262 236V235H261ZM68 237H70V236H68ZM241 237V236H240ZM244 237H246V236H244ZM90 239H91V237H89ZM69 239V238H68ZM243 239V238H242ZM60 240H62V239H60ZM92 240V239H91ZM94 240V239H93ZM47 241V240H46ZM55 241V240H54ZM65 241V240H64ZM63 241V242H64ZM69 241V240H68ZM239 241V240H238ZM89 242V241H88ZM73 243V242H72ZM255 243V242H254ZM64 244V243H63ZM86 244V243H85ZM92 244V243H91ZM113 244V243H112ZM114 244H115V241H114ZM262 244V243H261ZM58 245V244H57ZM87 245V244H86ZM94 245V244H93ZM45 246V245H44ZM70 246V245H69ZM115 246V245H114ZM66 247V246H65ZM110 247V246H109ZM112 247V246H111ZM47 248V247H46ZM116 248V247H115ZM115 248H113V249H115ZM164 248V247H163ZM257 248H258V246H257ZM100 249H101V247H100ZM105 249V248H104ZM256 249V248H255ZM84 250H85V248H84ZM83 250V251H84ZM98 250V249H97ZM106 250H108V247L106 248ZM105 250V252H107ZM111 250V249H110ZM116 250V249H115ZM95 251V250H94ZM102 251V250H101ZM241 251V250H240ZM50 252V251H49ZM67 252V251H66ZM73 252V251H72ZM103 252H104V250H103ZM104 252V253H105ZM131 252V251H130ZM129 252V253H130ZM255 252H256V250H255ZM258 252V251H257ZM262 252V251H261ZM91 253H93V251L91 252ZM110 253H113V252H110ZM125 253V252H124ZM50 254V253H49ZM53 254V253H52ZM70 254V253H69ZM100 254H101V252H100ZM239 254V253H238ZM241 254V253H240ZM45 254H42V251H41V248H39L37 251H35V252H33V256H28V257H26V259H24V260H21V262H20V264H125V262L127 261L128 262V256H126V257H123L122 259H119V257H118V263H113V262H109V259L106 257V258H104V260H96L95 258V260H86L87 259V256H88V253L85 251V252H83V253H81V256H79V258L78 259H76L75 260V258L74 259H69L68 261L66 260V261H61V260H57V258L56 259H51V258H49V257H43ZM105 255V254H104ZM104 255L102 256V257H104ZM113 255V254H112ZM260 255H262V253L260 254ZM259 255V256H260ZM94 257H95V254L93 255ZM258 256V257H259ZM264 256V255H263ZM21 257V256H20ZM52 257V256H51ZM55 257H56V255H55ZM55 257H53V258H55ZM66 258V257H65ZM92 258V257H91ZM90 258V259H91ZM97 258V257H96ZM21 259V258H20ZM61 259V258H60ZM68 259V258H67ZM99 259V258H98ZM103 259V258H102ZM83 262H85V263H83ZM117 262V261H116ZM130 263V262H129ZM171 263V262H170ZM165 264V263H164Z\"/></svg>",
  "mask_w": 264,
  "mask_h": 264
},
{
  "label": "snow or ice",
  "instance_id": "snow-or-ice-1",
  "mask_svg": "<svg viewBox=\"0 0 264 264\" xmlns=\"http://www.w3.org/2000/svg\"><path fill=\"white\" fill-rule=\"evenodd\" d=\"M213 203L215 204V201H213ZM199 247H202V245H197V249H198ZM195 250H196V249H194V251H195ZM188 264H192V259H191V257L189 258Z\"/></svg>",
  "mask_w": 264,
  "mask_h": 264
}]
</instances>
